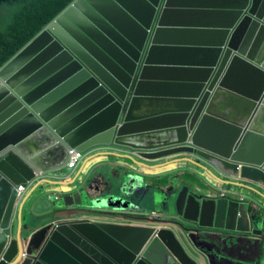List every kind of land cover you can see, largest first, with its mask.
<instances>
[{
  "label": "water",
  "instance_id": "obj_1",
  "mask_svg": "<svg viewBox=\"0 0 264 264\" xmlns=\"http://www.w3.org/2000/svg\"><path fill=\"white\" fill-rule=\"evenodd\" d=\"M210 1L225 7L185 5ZM95 147L134 166L187 162L212 179L172 183L150 225V212L78 211L64 196L60 217L24 227L26 205L47 192L32 194L53 185L43 177ZM227 176L264 181V0H73L0 67V264H220L218 249L208 254L218 243L199 233L264 234L263 222L249 230L245 202L221 196L225 185L261 191Z\"/></svg>",
  "mask_w": 264,
  "mask_h": 264
},
{
  "label": "crops",
  "instance_id": "obj_2",
  "mask_svg": "<svg viewBox=\"0 0 264 264\" xmlns=\"http://www.w3.org/2000/svg\"><path fill=\"white\" fill-rule=\"evenodd\" d=\"M185 5L189 7L208 8V9L225 7V4L219 2H213V1L195 2ZM178 25L182 27H192V25L195 24L181 23ZM213 25L215 24L211 23L209 26H213ZM178 43H189V42H178ZM187 63L196 64L194 62H182V61L169 62V64H172L170 66H181ZM171 77H175L178 79L187 78L186 76H178V75ZM103 151H107V150H103ZM99 153H100L99 151H94L91 153L90 157H93V155L94 157L92 158L91 161H89L85 165L80 176L78 172L81 169L85 160L78 166L76 170L72 172L68 170H64L63 172L58 171L54 174H49L51 178L48 180L53 182L52 183L53 185L49 186V190L52 191L49 194L52 196L49 199V203L51 204L57 203L58 207L64 208L65 204L62 200V197L71 196L72 198L73 196H76L75 197L77 198L76 203L78 204L75 206V208L78 211L84 210L86 208L85 206L86 203H92V204L94 203L97 205L96 201L93 198L95 196H90V194H87L88 191L92 189V186H89V184L91 179L95 176L98 182L94 186L95 195L97 193H114L118 195L119 193V195L125 199V202L120 203V205H118V207L115 209L116 212H120V216H123V212L135 214L138 212H150V211L152 212V210H154L161 213V209H160L161 193H163L165 189L171 185V183L168 184L166 183L165 185L163 181L165 182V180L169 179V180H173V183H176L178 185L179 184L187 185L184 183L183 179L179 177V175L183 176L184 172L186 171L185 167L177 164H169V165L163 164L164 160L154 162L149 159H142L143 162L152 166V167H146L145 165L134 166L132 165L131 161L127 159L121 163L122 165H113L106 172L96 173V171L102 169V167H104L105 164H117L118 159L125 158L111 153L110 154L109 153L99 154ZM169 159L170 158L166 159L165 161ZM206 162L208 161L206 160ZM156 163L158 164V166L155 165ZM208 163L210 164V162ZM203 164H205V162H203ZM125 170L126 172L129 173L128 176L125 175ZM202 171L203 170H201L199 176L196 177L198 178L197 181L200 182L203 186L204 182L211 177L207 175L205 171L203 172ZM57 177L61 178V180H58ZM73 181H75L74 184L76 185L85 184L86 187L82 191L77 192L76 190L77 188L73 190L72 187L73 184H71ZM232 181L233 180L231 181L228 180L229 183L234 184V183L242 182L247 184L248 186L260 190L261 196L257 195L255 192L251 191L246 187L236 186L235 188L232 187L233 185H230L231 188L228 187L227 189L228 191L232 192L234 195L238 197H243L246 201H248L250 207L253 205L254 206L260 205L264 209L263 207L264 181L262 179L261 180L245 179V180H236L233 182ZM196 187L202 188L200 184L197 185ZM129 189L132 190L130 194V199L127 200L126 199L127 196L123 195V192L129 191ZM221 191L227 192L223 188ZM54 196L59 197V200L58 201L53 200L52 198ZM258 199H261L263 205H261V202ZM67 203L70 205L71 203L70 200H68ZM124 206L127 207L124 208ZM246 207H247L246 205H243L244 209ZM50 208L52 207L48 206L44 202L36 204L31 211V213L37 219V221L35 222H40L42 219L45 218V215H50L51 213H52L51 215H54L53 213L54 211L48 212V209ZM249 209L250 208L248 207V211H249L248 217H244L245 220L249 221V226H248L249 230L252 228L255 229L256 231H261L262 217L264 216L261 214V220L257 216L253 217V214L250 213ZM98 210L101 211L105 210V212H108L107 214L110 213L109 211L114 212V210L103 206L98 207ZM23 218L26 217L23 215ZM261 236H262L261 233L259 238L258 237L255 238L252 236L245 237L242 234L240 236H237L236 238H233V236L230 237L226 236L223 237L219 243L215 241L213 242L212 238L208 237L206 233H199L198 241L201 243H211V244L218 243V247L216 248L214 246L215 249L214 248L210 249V252H208V254H212L213 252L216 251V249H218L220 258L224 260L223 264H261L262 252L264 255V241L261 240Z\"/></svg>",
  "mask_w": 264,
  "mask_h": 264
},
{
  "label": "trees",
  "instance_id": "obj_3",
  "mask_svg": "<svg viewBox=\"0 0 264 264\" xmlns=\"http://www.w3.org/2000/svg\"><path fill=\"white\" fill-rule=\"evenodd\" d=\"M72 1L0 0V67ZM261 214L264 216V211ZM262 222L264 231V217Z\"/></svg>",
  "mask_w": 264,
  "mask_h": 264
},
{
  "label": "rangeland",
  "instance_id": "obj_4",
  "mask_svg": "<svg viewBox=\"0 0 264 264\" xmlns=\"http://www.w3.org/2000/svg\"><path fill=\"white\" fill-rule=\"evenodd\" d=\"M121 157H124V156H121ZM128 158H122V159H118V162H117V164H105L104 165V167H102V169H100L99 171H96V173H100V172H106V171H108V169L111 167V166H113V165H122L121 163L123 162V161H125V160H127ZM205 165H206V163H205ZM181 166H184L185 167V172H184V174H183V176L182 175H179V177L180 178H182L183 179V181H184V183L185 184H188V183H190L191 181L192 182H197V177L196 176H198L199 174H200V172H201V170L202 169H200V168H195L193 165H191L190 163H183ZM124 171V170H123ZM213 171V170H212ZM214 172H216V171H214ZM215 174V173H214ZM84 175V174H83ZM125 175L126 176H128L129 175V173L128 172H126V170H125ZM179 180H181V179H179ZM98 182H97V180H96V177L94 176L92 179H91V181H90V184H89V186H92V189L90 190V191H88V193L87 194H90V196H95V197H93L94 198V200L96 201V203H97V209H98V207H107V208H110V209H112V210H114V212H116L115 211V209L118 207V204L119 203H122V202H125V199L124 198H122L120 195H119V193H118V195H116V194H114V193H97L96 195H95V193H94V191H95V189H94V186H95V184H97ZM166 183L168 184V183H173V180H169V179H167V180H165V185H166ZM194 184V183H193ZM198 184H200L201 185V187H203L202 186V184L200 183V182H198ZM164 185V186H165ZM88 186V187H89ZM72 187H73V190H75L76 188H77V185L76 184H73L72 185ZM228 187H230L231 188V186H228V185H225V186H223V189L225 190V191H227V192H229L227 189H228ZM233 187H235L236 188V186H233ZM131 190L132 189H129V191H124L123 192V195H126L127 197H126V199L128 200V199H130V194H131ZM49 186H41V187H39L33 194H32V196H31V201H32V203L35 201V200H37L38 199V197L40 196V195H42V194H44L45 192H47V193H45V196H44V198L42 199V201L40 202V203H42V202H44L45 204H47L48 206H50V207H52V208H50V209H48V212H52V211H54L53 213H54V215H45V218H55V219H57L58 217H60L61 215H62V213L63 212H66V210L64 209V208H61V207H58L57 206V203H49V198H51L52 196L51 195H47V194H50L49 193ZM242 192H244V191H242ZM230 193V192H229ZM260 202H261V205H263L262 203V201H261V199H258ZM96 204H92V206H95ZM56 206V207H55ZM254 206V205H253ZM251 206L250 207V213H252L253 214V217H255V216H259V217H261V210L263 211V208L260 206V205H256V206ZM264 207V206H263ZM95 208V209H96ZM245 211V210H244ZM47 212V213H48ZM164 212V211H163ZM164 213H166V214H169V215H171V213H167V212H164ZM23 215L26 217V218H23V226L24 227H27V226H36L37 224H40L41 223V221H44L45 220V218L44 219H42L40 222H35V221H37V219L34 217V215L31 213V208H30V206H29V204H27L26 205V207H25V209H24V211H23ZM245 215V214H244ZM117 218H120V216H118V215H115ZM57 217V218H56ZM100 220H103V219H100ZM106 220H108L109 222H115V219H106ZM189 228H191L188 224L186 225V227H184L183 229H189ZM221 234H223L222 232H220ZM29 235V233H25V237L26 236H28ZM261 240H263L264 241V234L261 236ZM214 242V241H213ZM221 260V262H220V264H223V262H224V260L223 259H220ZM234 260V259H233ZM261 264H264V255H263V252H262V256H261Z\"/></svg>",
  "mask_w": 264,
  "mask_h": 264
},
{
  "label": "built area",
  "instance_id": "obj_5",
  "mask_svg": "<svg viewBox=\"0 0 264 264\" xmlns=\"http://www.w3.org/2000/svg\"><path fill=\"white\" fill-rule=\"evenodd\" d=\"M99 149H103V148H97ZM89 154H84L81 152H76V151H71L69 153V160L68 162L65 164L64 167L61 168V170H68V171H74L78 168V166L84 161V159L88 156ZM51 178V177H48ZM58 180H61V178L57 177ZM18 191V198L22 199L23 195L26 193V190L23 187H19L17 189ZM55 199L57 200L58 198L55 197ZM239 201L243 202L244 198L243 197H239ZM158 217H160V215L156 212V211H152L150 212L145 218H146V225H150L152 223H154L155 220H158Z\"/></svg>",
  "mask_w": 264,
  "mask_h": 264
},
{
  "label": "clouds",
  "instance_id": "obj_6",
  "mask_svg": "<svg viewBox=\"0 0 264 264\" xmlns=\"http://www.w3.org/2000/svg\"><path fill=\"white\" fill-rule=\"evenodd\" d=\"M97 148H101V147H95V148H91V149H89L87 152H84V154H89L84 160H86L88 157H90V155H91V153L92 152H94V151H103V150H107V149H97ZM107 151H112V152H118V153H120V154H127V152H124V151H120L118 148H112L111 150H107ZM184 155H179V156H175L174 158H179V157H183ZM184 157H189V158H191V159H195L196 161H197V159H199L196 155H191V154H186ZM171 159V158H170ZM69 160V159H68ZM68 162V161H67ZM183 163H185V162H182V163H179V164H177V165H182ZM187 163V162H186ZM203 163V162H202ZM65 166V165H64ZM195 167V166H194ZM195 168H197V167H195ZM60 171H64V170H60ZM204 171V170H203ZM202 171V172H203ZM207 174V173H206ZM208 175V174H207ZM199 176V175H198ZM197 176V177H198ZM48 177H50L49 175H47L46 174V176L45 177H43V179H45V180H48V179H50V178H48ZM198 179V178H197ZM223 179L224 180H229V181H231L232 180V178H230L229 176H227V177H223ZM38 180V179H37ZM233 181H235V180H233ZM232 181V182H233ZM194 183V184H193ZM36 184V182H34L27 190H26V193L23 195V197H22V199L21 200H23V198L25 197V195L29 192V190L30 189H32L33 188V186ZM197 185H199L198 184V181L197 182H192V183H188L186 186H190L191 188H197L196 186ZM183 186H185V185H183ZM19 188V187H18ZM17 188V189H18ZM200 188V187H199ZM18 192V191H17ZM221 196H230L231 198H235V199H237V200H239V197L238 196H236V195H234L233 193H229V192H222L221 191ZM58 199L56 200L55 199V196L52 198L53 200H56V201H58L59 200V197H57ZM50 199V198H49ZM243 202H245V201H243ZM246 204H247V208L249 207L250 208V204L248 203V201L247 202H245ZM152 211H154V210H152ZM263 211H264V209H263ZM110 213L109 214H111V213H113L112 211H109ZM151 212V211H150ZM157 212V211H156ZM108 213V212H107ZM158 214H160L159 212H157Z\"/></svg>",
  "mask_w": 264,
  "mask_h": 264
},
{
  "label": "bare ground",
  "instance_id": "obj_7",
  "mask_svg": "<svg viewBox=\"0 0 264 264\" xmlns=\"http://www.w3.org/2000/svg\"><path fill=\"white\" fill-rule=\"evenodd\" d=\"M161 108H163L162 105H159V104L154 103V102H146L141 107V109H145L146 111L157 110V109H161Z\"/></svg>",
  "mask_w": 264,
  "mask_h": 264
},
{
  "label": "flooded vegetation",
  "instance_id": "obj_8",
  "mask_svg": "<svg viewBox=\"0 0 264 264\" xmlns=\"http://www.w3.org/2000/svg\"><path fill=\"white\" fill-rule=\"evenodd\" d=\"M244 201L247 202L245 199H244ZM257 217L260 218V220H261V217H259V216H257Z\"/></svg>",
  "mask_w": 264,
  "mask_h": 264
}]
</instances>
